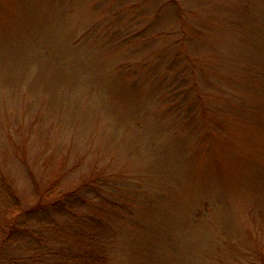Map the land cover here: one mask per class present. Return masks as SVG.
<instances>
[{
  "label": "rangeland",
  "instance_id": "1",
  "mask_svg": "<svg viewBox=\"0 0 264 264\" xmlns=\"http://www.w3.org/2000/svg\"><path fill=\"white\" fill-rule=\"evenodd\" d=\"M28 217L95 264H264V0H0V232Z\"/></svg>",
  "mask_w": 264,
  "mask_h": 264
},
{
  "label": "trees",
  "instance_id": "2",
  "mask_svg": "<svg viewBox=\"0 0 264 264\" xmlns=\"http://www.w3.org/2000/svg\"><path fill=\"white\" fill-rule=\"evenodd\" d=\"M68 195L64 196V194H61V197H58L46 208H44L41 203H38L37 206L35 205L34 210L37 208V210H46L49 212L50 216L47 217L50 219L52 226L55 227V219H57V221L61 219V217L55 215L63 210L71 208L72 206L73 198L69 197ZM63 198L66 199L63 200ZM12 199L14 202L12 206H15V208L21 206L19 201H16L13 196ZM69 200L71 201L70 203ZM28 221L29 217L24 218L22 228L19 226L17 227V225L14 224L12 225L14 227H5L1 229L0 264H50L47 259H50V256L59 255L62 252V249L72 254L73 258L83 259L85 264H95L97 262V254H90V249L92 246H88L86 249H80L73 247L74 245H68L60 242L55 248H52L48 244H45L40 236L36 235L35 230H33L32 234L30 235L24 233L23 230L27 229L25 225H27ZM43 222L46 223V218L43 220ZM54 232H56L58 236L60 235L59 230L56 229ZM63 245L64 247H62ZM76 249L78 251H76Z\"/></svg>",
  "mask_w": 264,
  "mask_h": 264
}]
</instances>
